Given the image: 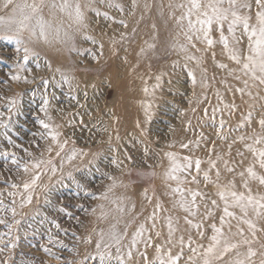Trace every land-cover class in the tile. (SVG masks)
Masks as SVG:
<instances>
[{
  "label": "rangeland",
  "instance_id": "374dc122",
  "mask_svg": "<svg viewBox=\"0 0 264 264\" xmlns=\"http://www.w3.org/2000/svg\"><path fill=\"white\" fill-rule=\"evenodd\" d=\"M79 2L83 26L57 12L53 27L60 29L58 37L52 31L45 42L42 38L29 40L25 34L30 49L27 59L22 47L17 51L15 33L0 30V124L6 125L0 127V201L5 208L0 211V219L12 225L9 230L0 224V264H78L85 260L87 264H99L98 258H89L96 255V234L113 224L124 231L128 224L127 245L141 221L147 236L152 237L153 246L145 248L143 242L138 245L139 252L146 253L147 262L156 258L155 245L171 248L175 255L183 237L184 259L180 264H184L190 254L189 237L192 247L207 246L212 225L221 227L224 202L216 200L217 184L224 187L234 181L236 190L242 192L247 181L253 194L264 195V186L246 176L253 162L247 146L257 136H264L258 124L264 118V85L249 80L241 65L228 58L215 29L211 33L216 41L212 48L201 41H195V48L188 47V54L200 62L186 59L187 53L179 51V45L186 41L176 23L181 14L176 5L184 0ZM249 3L251 11L242 14L251 15L254 22L255 0ZM44 15L50 19L47 9ZM225 36H229L226 26ZM236 37L239 44L234 45L229 38L230 47L246 54L247 37L242 28L236 29ZM237 89H244V93ZM249 112L250 124L243 119ZM41 121L59 134L57 142L51 140L49 129L41 127ZM59 144L64 149L57 156ZM73 151L77 155L69 161ZM171 152L178 155L181 166L188 160L192 165L177 174L183 181L179 185L168 174L160 176L167 163L161 153ZM248 159L250 164L246 163ZM39 160H51L52 164L33 169V163ZM197 160L201 162L199 172ZM52 167L57 170L55 175ZM256 171L264 175L258 166ZM206 172L208 181L204 180ZM242 172L248 180L238 179ZM37 174L40 179L32 203L21 208L22 186ZM177 186L185 190L188 200L189 190L201 193L203 198L196 199L195 216L175 204L180 197L172 189ZM105 194L107 199H92L93 195ZM13 207L15 217L9 210ZM229 211L241 215L239 208ZM154 212L155 228L150 219ZM169 218L175 229V246L165 244ZM248 219L260 229L257 242L252 244L258 252L254 260L259 264L264 217L258 218L249 210ZM195 224L201 227H193ZM229 224L233 239H240L234 235L238 221L228 217L225 234ZM240 227L251 238L247 226ZM157 232L161 234L158 239ZM89 237L91 244L86 243ZM45 248L60 259L47 254ZM246 251L247 247L240 249L241 253ZM147 262L134 252L133 264Z\"/></svg>",
  "mask_w": 264,
  "mask_h": 264
},
{
  "label": "snow or ice",
  "instance_id": "6c2138e0",
  "mask_svg": "<svg viewBox=\"0 0 264 264\" xmlns=\"http://www.w3.org/2000/svg\"><path fill=\"white\" fill-rule=\"evenodd\" d=\"M255 5L257 11L255 13V21L253 17L248 14H242L244 10L248 12L251 11V3L249 0H184V2L176 5V8L181 10L179 17H176V23L180 27V33L183 35L186 44L179 45V51L187 53L188 47L195 48V41H201L206 44L208 48H212L216 41L211 38V33L215 29L219 32L220 43L223 45L224 50L228 54V58L238 65H241V71L249 80L253 82H259V84L264 85V0H255ZM172 7V5H169ZM45 9L48 10V16L50 19H46L44 15ZM57 12L67 15L69 18L73 19L75 24L83 26L84 13L82 11V5L79 0H0V30L6 32H14L15 39L19 47L23 48L25 53V59L29 54L30 49L25 44V34L29 40L32 39H44L48 42L49 34L54 31L56 36H59L60 29L58 27H53V22L57 20ZM99 14V13H97ZM123 23V22H121ZM225 26L227 27V32L229 36H225ZM126 27V25H125ZM240 27L243 30V34L247 37V49L246 54H242L241 49L238 47H230L229 38L233 44H239V39L236 37V29ZM67 36V33H65ZM71 39V37H69ZM85 39H91L90 37H85ZM95 43V41H92ZM102 47V46H101ZM155 45H149V48H154ZM186 59L195 60L197 63L200 60L193 56L187 55ZM223 68L225 65H219ZM13 79H18V77H13ZM160 77H157L159 81ZM193 85H195V77L193 76ZM245 88L248 87V80L244 81ZM148 88L144 89V92L148 93ZM237 91L244 93V89H237ZM251 95V93H248ZM47 101H45V104ZM150 107V105H149ZM227 107V106H226ZM43 110V109H42ZM245 122L249 123L252 119V113L249 112L246 117L243 118ZM41 127L49 129V136L53 142H57L58 133L50 129L49 125L40 122ZM261 130H264V118L258 121ZM243 126V125H242ZM0 127H6L4 124H0ZM223 127V122H221V128ZM243 141L244 137H240ZM11 143V141H9ZM60 151L57 152V156L63 151L64 145H58ZM183 147H188V145H183ZM247 150L252 153L253 162L247 167V176L251 180L258 181L259 185L264 186V175L258 174L256 167L264 170V136H257L253 144L247 146ZM50 151V150H49ZM77 153L73 151V154L68 157L71 161L75 159ZM169 159L172 162V167L168 173V178L172 180H177L178 185L183 183L178 178V173L185 171V169L191 168V161L184 166L176 163V157L169 154ZM187 160V158H185ZM16 163L15 160L12 161ZM200 161L197 160L195 167L197 172L200 170ZM52 161L39 160L33 163L32 168L36 170L42 169V166L51 165ZM211 167H215L212 161H209ZM28 168L24 167L23 171L28 172ZM51 172L53 175L56 173V168L52 167ZM228 171H234V169L229 168ZM217 179H219V171L216 173ZM241 177L245 173H240ZM111 179V177H109ZM40 179V174L34 175L30 183L23 184V192L21 195L20 207L23 208L26 205H30L33 199V191L38 186V181ZM204 180L208 181L209 176L206 172L204 174ZM13 187H16L13 185ZM217 194L221 201L224 202L223 216L220 218L221 227H216L215 224L212 225L213 234L209 238V243L207 246L199 244L196 247H192V240L189 237L188 247L190 254L184 264H256L254 257L258 255L257 250L253 249L252 244L256 241V233L260 231L253 223L249 217V210L255 214L256 217H264V195L253 194L251 188L247 181L244 182L243 188L245 191H237L235 182L230 181L227 186L221 187L216 185ZM173 194L180 197L177 201L179 207L188 213L189 215L195 216L198 206L196 205L197 197H201L199 192H190L191 199L188 200L185 197V190L180 186L172 189ZM10 195H15V193H10ZM92 199H107V195L101 197L92 196ZM15 204V200H13ZM212 204L215 206L216 201L213 200ZM3 201H0V211H4L5 208L2 207ZM157 205V209H159ZM239 208L241 215L239 217L230 208ZM195 209V210H194ZM12 212L13 217L16 216L15 207L9 209ZM95 211V209H93ZM123 212V208L119 209ZM211 214V213H209ZM225 217L237 220V231L234 235L239 236L240 239L234 240L233 234L231 233V225L229 224V232L225 234L223 227L225 224ZM106 218L102 215L101 217ZM155 212L150 217L153 221V228H155ZM190 225L192 222L190 220L186 221ZM18 224L19 221H16ZM0 224H5L3 219H0ZM240 225H246L250 233L251 238L245 235L244 228ZM9 230H11L12 225L5 224ZM193 227L199 229L201 225L195 224ZM59 228V224H56ZM125 230L120 231L116 224H113L107 231L101 230L98 232L97 240L95 242V256L89 257L93 261L98 258L99 264H133V254L138 253L147 262L146 253L139 252L138 245L143 242L145 248L153 246L151 235L145 237L146 228L144 224H140L137 230L133 233L128 244L125 245L124 241L128 238L127 228L128 224H125ZM175 229L172 226L171 218L168 220V239L165 244L174 245L173 235ZM160 233H156V238L160 237ZM201 239H203V232L199 233ZM49 243H52L51 237H49ZM86 243L91 244L92 239L89 237ZM179 251L174 255L171 248H165L163 245H155L156 258L152 262H147V264H180L181 260L184 259V245L185 240L183 237L179 238ZM63 247V245H61ZM242 247H247L245 253H241L240 249ZM114 249V251H113ZM262 251L260 252L261 259L259 264H264V244L261 245ZM3 251V249H0ZM44 251L52 255L54 259L59 260L60 257L54 255L49 249L45 248ZM234 254V255H233ZM71 264V262H69ZM78 264H87V260L80 261Z\"/></svg>",
  "mask_w": 264,
  "mask_h": 264
},
{
  "label": "bare ground",
  "instance_id": "6f19581e",
  "mask_svg": "<svg viewBox=\"0 0 264 264\" xmlns=\"http://www.w3.org/2000/svg\"><path fill=\"white\" fill-rule=\"evenodd\" d=\"M63 14V13H62ZM64 16H67V15H65V14H63ZM189 52V51H188ZM188 52H187V55H190V54H188ZM241 72V71H240ZM197 84H198V88L199 89H201V84H202V80L200 79V77L198 76V78H197ZM255 85V84H254ZM249 86H251V83L249 84ZM181 141H179L178 143H180ZM169 154H172L173 156H175L176 158H177V154L176 153H174V152H171V153H161V155H162V159L165 161V162H167L166 163V166L164 167V169L163 170H161V174H160V176L162 177L163 176V174H168L169 172H170V169H171V167H172V162L170 161V159H169ZM251 158V157H250ZM178 162V159H176V163ZM246 163L247 164H250L251 163V160L250 159H248V160H246ZM247 176V175H246ZM238 179L240 180V181H244V179L245 180H248L247 179V177H241V175H239L238 176ZM256 187H258V186H256ZM168 193V192H167ZM169 194V193H168ZM170 195V194H169ZM166 196H167V194H166ZM180 199V198H179ZM178 199V200H179ZM219 197H218V195L216 196V200L217 201H219ZM178 200H176V202H175V204H178L177 203V201ZM140 224H142V221L140 222ZM145 236H147V232H145Z\"/></svg>",
  "mask_w": 264,
  "mask_h": 264
}]
</instances>
